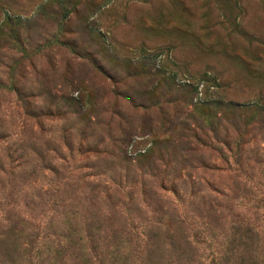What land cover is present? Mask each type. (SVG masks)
Masks as SVG:
<instances>
[{"label":"rangeland","instance_id":"obj_1","mask_svg":"<svg viewBox=\"0 0 264 264\" xmlns=\"http://www.w3.org/2000/svg\"><path fill=\"white\" fill-rule=\"evenodd\" d=\"M215 103L264 107V0H0V264H242Z\"/></svg>","mask_w":264,"mask_h":264},{"label":"trees","instance_id":"obj_2","mask_svg":"<svg viewBox=\"0 0 264 264\" xmlns=\"http://www.w3.org/2000/svg\"><path fill=\"white\" fill-rule=\"evenodd\" d=\"M160 74L161 78L166 77L165 73ZM172 80L174 79L169 77L168 81ZM185 88L187 87L185 86ZM205 107L212 108L210 105L206 104ZM213 108L216 109V112L218 114L220 113L222 117H231V119H219L215 116L216 123L214 122L215 126H213L212 130L216 136V142H218L221 147L224 146V148L232 155V160L236 167L235 171L249 172L251 169L249 163L252 161L262 165V157H264V107L258 104L240 106L215 103ZM226 123L228 125H226ZM187 129L188 128L185 126L184 130L186 131ZM220 154L221 156L224 155L223 149H220ZM254 208L259 210V213L256 215L257 217H255L257 226L253 225L251 228L248 227V235L245 238L250 244L245 247V250L241 254L240 252H236L238 250L237 245L232 251L237 253V256L243 261L242 264H264L263 262H258L259 256L257 254L260 247L262 253L261 256L263 257L264 255V237H261L259 232H255L260 228L259 221L263 222L262 228H264V200L255 202ZM260 213L263 214L260 215ZM261 234L264 235L263 232ZM253 235L259 243H256L253 240ZM260 241L262 242V245ZM255 245L257 246L255 247Z\"/></svg>","mask_w":264,"mask_h":264}]
</instances>
